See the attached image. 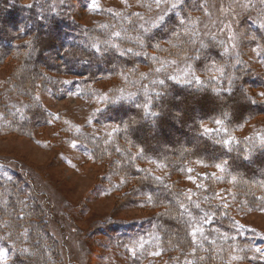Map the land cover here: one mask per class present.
<instances>
[{"label": "trees", "instance_id": "trees-1", "mask_svg": "<svg viewBox=\"0 0 264 264\" xmlns=\"http://www.w3.org/2000/svg\"><path fill=\"white\" fill-rule=\"evenodd\" d=\"M84 1L0 0V65L12 62L10 75L0 85V131L30 137L35 127L49 124L51 115L34 95L41 79L72 76L82 87L113 80L103 106L93 115L95 124L111 125L112 130L102 136L84 132L80 143L91 159L105 164L108 179L99 186L109 181V190L123 195L124 207L146 215L129 222H102L97 231L107 245L126 255L130 264H246L258 243L236 224L231 207L215 200L214 192L229 187L235 201L241 200L239 207L258 200L264 204V143L226 140L242 123L264 114V99L255 92L264 88L262 31L254 28L252 35L260 46V68L239 61L233 69L219 41L199 39L193 27V16L203 10L201 0H181L146 36L136 22L127 20L123 35L106 43L97 28L77 19V5ZM126 33L133 35L132 43ZM50 53L56 59L47 60ZM171 57L187 58L195 70L211 75L200 84L163 76L151 85L141 67ZM117 88L130 92L117 95ZM213 97L218 103L210 100ZM244 97L249 110L242 106L237 113L231 105ZM170 121L179 129L160 134L159 147L151 145L148 130L161 132ZM210 121H219L220 130L206 131L204 124ZM180 133L187 138L179 141ZM188 161L220 165V176L207 173L200 187L187 191L180 175ZM146 162L162 165L167 174L150 172ZM111 177L120 181L113 183ZM48 224L29 176L16 172L5 182L1 176L0 248L6 258L0 264H64L61 244ZM133 238L142 245L129 251L126 245Z\"/></svg>", "mask_w": 264, "mask_h": 264}, {"label": "rangeland", "instance_id": "rangeland-1", "mask_svg": "<svg viewBox=\"0 0 264 264\" xmlns=\"http://www.w3.org/2000/svg\"><path fill=\"white\" fill-rule=\"evenodd\" d=\"M30 1L24 0V3ZM180 1L85 0L83 5H77V19L85 27L97 28L106 43L105 40L109 42L119 33L123 35L127 20L136 22L138 32L146 36V31L159 23ZM201 3L203 10L193 16V27L199 39L216 38L225 60L233 69L239 65V61L259 69L257 61L261 56L260 46L254 42L252 35L254 28L260 29L264 35V0H201ZM124 37L130 41L133 35L126 33ZM52 59L56 58L50 53L47 60ZM11 69L12 62L0 65V85L10 75ZM141 69L148 73L146 79L151 85L158 84L163 76L180 83L200 84L211 75L195 70L184 57L156 60L151 67L142 66ZM113 82L97 81L82 87L72 76L41 79L37 82L34 95L51 115L49 124L35 127L30 137L0 131V177L5 182L16 172L29 176L38 201L47 211L50 232L61 244L64 264H130L126 255L122 257L117 249L107 245L106 238L97 229L106 220L129 222L146 215L140 209L124 207L123 195L110 191L109 181L103 183L104 188L99 186L101 180L108 179L103 175L105 164L91 159L88 149L80 143V136L84 132L102 136L112 130L111 125L95 124L93 115L103 106ZM113 92L121 95L130 90L117 88ZM255 92L259 93L260 99H264V88ZM212 99L218 103V98ZM208 100L202 98L201 102ZM222 101L233 103V100ZM236 101V105L233 103L231 106L239 113L243 110L240 107H246L247 101L245 97ZM246 110L249 109L246 107ZM178 126L176 121H170L161 132L149 129L151 145L159 147V135L172 134L173 130L179 129ZM220 128L217 121L204 124V129L209 132ZM186 136L180 133L178 140ZM238 139L250 145L263 144L264 114L242 123L234 132H230L226 140ZM144 166L160 177L167 174L162 165L146 162ZM219 168L188 161L183 164L180 178L185 189L192 192L193 188L202 185L205 174L220 176ZM111 179L113 183L120 181L117 177ZM232 196L229 187L214 192L215 200L220 204H228L236 224L249 232V237L255 238L258 243L246 257V264H264L252 260H264V204L257 198L259 204L239 207L241 200L235 201ZM193 197L198 199L196 194ZM136 244L138 247L142 245L133 238L126 247L132 251ZM5 258V251L0 248V261Z\"/></svg>", "mask_w": 264, "mask_h": 264}, {"label": "snow or ice", "instance_id": "snow-or-ice-1", "mask_svg": "<svg viewBox=\"0 0 264 264\" xmlns=\"http://www.w3.org/2000/svg\"><path fill=\"white\" fill-rule=\"evenodd\" d=\"M67 83V82H66ZM217 123H219V121H217ZM207 131V129H205ZM217 167H221L220 165H217ZM257 251H260L259 249H257Z\"/></svg>", "mask_w": 264, "mask_h": 264}]
</instances>
